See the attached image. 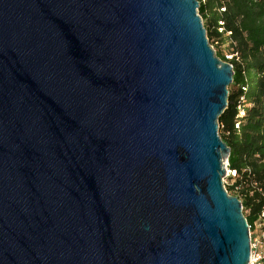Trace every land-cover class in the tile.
Here are the masks:
<instances>
[{"label": "water", "instance_id": "water-1", "mask_svg": "<svg viewBox=\"0 0 264 264\" xmlns=\"http://www.w3.org/2000/svg\"><path fill=\"white\" fill-rule=\"evenodd\" d=\"M199 6L0 0V264L249 263Z\"/></svg>", "mask_w": 264, "mask_h": 264}, {"label": "trees", "instance_id": "trees-1", "mask_svg": "<svg viewBox=\"0 0 264 264\" xmlns=\"http://www.w3.org/2000/svg\"><path fill=\"white\" fill-rule=\"evenodd\" d=\"M199 3L209 41L217 42V56L234 68L229 104L219 120L220 136L231 148L229 167L237 171L226 189L242 201L253 224L264 204V0ZM234 52L239 59L228 60L226 55Z\"/></svg>", "mask_w": 264, "mask_h": 264}, {"label": "built area", "instance_id": "built-area-1", "mask_svg": "<svg viewBox=\"0 0 264 264\" xmlns=\"http://www.w3.org/2000/svg\"><path fill=\"white\" fill-rule=\"evenodd\" d=\"M210 44L215 50V44H217V42ZM226 58L228 60L233 58L239 59V53L234 52L231 54H227ZM240 112L241 114L243 113V111ZM225 166L227 169V177L234 180L233 178L237 176V171L232 170L229 167V158H226ZM224 184L226 186V184H231V183H228L226 179H224ZM256 185L257 183L255 182L253 186L256 187ZM249 228H250V238H251V257L248 264H264V204L259 211L257 219L253 222V224H249Z\"/></svg>", "mask_w": 264, "mask_h": 264}, {"label": "rangeland", "instance_id": "rangeland-1", "mask_svg": "<svg viewBox=\"0 0 264 264\" xmlns=\"http://www.w3.org/2000/svg\"><path fill=\"white\" fill-rule=\"evenodd\" d=\"M203 22H204V20H203ZM215 47L218 48L216 45H215ZM229 87H230V86H229ZM219 125H220V123H219ZM219 133H221V129H219ZM225 179H226V181H227L228 183H231V180H230L229 177L226 176Z\"/></svg>", "mask_w": 264, "mask_h": 264}]
</instances>
